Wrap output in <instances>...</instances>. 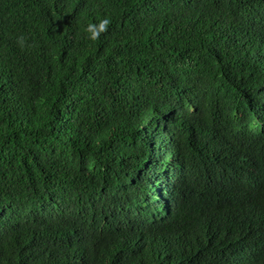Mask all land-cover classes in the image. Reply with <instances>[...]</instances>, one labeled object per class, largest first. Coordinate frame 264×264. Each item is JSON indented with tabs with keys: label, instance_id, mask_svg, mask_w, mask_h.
<instances>
[{
	"label": "trees",
	"instance_id": "1",
	"mask_svg": "<svg viewBox=\"0 0 264 264\" xmlns=\"http://www.w3.org/2000/svg\"><path fill=\"white\" fill-rule=\"evenodd\" d=\"M0 264H264V0H0Z\"/></svg>",
	"mask_w": 264,
	"mask_h": 264
}]
</instances>
